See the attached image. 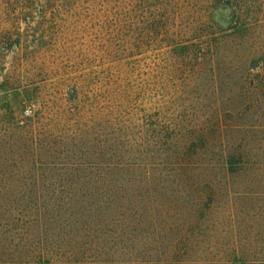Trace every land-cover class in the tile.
Returning a JSON list of instances; mask_svg holds the SVG:
<instances>
[{
    "label": "rangeland",
    "instance_id": "1",
    "mask_svg": "<svg viewBox=\"0 0 264 264\" xmlns=\"http://www.w3.org/2000/svg\"><path fill=\"white\" fill-rule=\"evenodd\" d=\"M38 25L47 38L54 32ZM9 28L0 12V29ZM13 28L24 34L27 26L22 19ZM47 38L37 47L25 38L0 46V264H23L37 240L38 218L46 222L39 232L67 242L64 252L76 264H165L173 254L180 264H240L239 254L262 249L264 73L258 61L254 72L260 76L243 88L247 74L240 64L259 58L264 28L230 37L217 71L195 87L175 93L174 76V95L167 88L159 92L162 118L155 122L172 125V138L148 129L147 141L125 159L131 165L111 172L95 167V126L87 149L55 142L47 150L25 137L31 116L37 110L45 116L43 101L63 91L53 78L70 71L64 54L44 47ZM100 130L101 139H108L109 130ZM137 130L128 134L135 138ZM194 130L206 135L203 143L176 155L180 138ZM231 155L236 170L227 173Z\"/></svg>",
    "mask_w": 264,
    "mask_h": 264
},
{
    "label": "trees",
    "instance_id": "2",
    "mask_svg": "<svg viewBox=\"0 0 264 264\" xmlns=\"http://www.w3.org/2000/svg\"><path fill=\"white\" fill-rule=\"evenodd\" d=\"M39 1L0 0L2 18L11 27L0 29V46L19 45L25 38L32 43L29 45L37 47L47 36L35 25L54 29L47 34L44 47L50 46L53 54H64L70 70L64 79L53 78L61 81L63 91L55 90L43 101L45 116H40L38 110L31 116L32 126L25 137L47 150L55 142L62 148L72 142V148L80 144L87 149L85 142L95 126L98 151L93 161L96 168L107 172L131 165L125 159H130L129 152L147 141L148 136L143 135L148 129L164 131L172 138V125L162 128L155 122L162 118L163 97L159 92L167 88L174 95V76L179 81L175 93L181 87H195L200 78L217 71L216 64L224 58L230 37L235 40L236 35L253 27L264 28V0ZM222 12L225 20L218 18ZM33 14L38 20H33ZM22 19L27 26L24 34L13 28ZM258 57L255 62L240 64L247 74L241 87L253 84L254 77L260 76L254 72L258 61L264 73L263 47L258 49ZM34 102L38 103L37 98ZM219 117L216 114L217 121ZM135 127L138 130L134 138L128 133ZM100 129L109 130L108 139H101ZM205 136L194 130L180 138L174 152L179 155L178 150L203 143ZM105 141L109 144L105 145ZM234 159L232 155L226 158L227 173L236 170ZM62 166L65 173L67 163L62 162ZM36 222L37 240L23 264H76L64 252L69 244L53 236L47 238L39 232L46 222L40 218ZM261 246L257 252L239 254L240 264H264V244ZM178 260L179 256L173 254L165 258V264H180Z\"/></svg>",
    "mask_w": 264,
    "mask_h": 264
},
{
    "label": "built area",
    "instance_id": "3",
    "mask_svg": "<svg viewBox=\"0 0 264 264\" xmlns=\"http://www.w3.org/2000/svg\"><path fill=\"white\" fill-rule=\"evenodd\" d=\"M31 112V110L27 109L25 110V114L28 115Z\"/></svg>",
    "mask_w": 264,
    "mask_h": 264
}]
</instances>
